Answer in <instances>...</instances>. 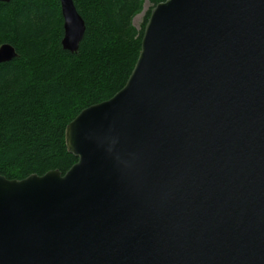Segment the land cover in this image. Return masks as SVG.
<instances>
[{"label":"water","instance_id":"water-1","mask_svg":"<svg viewBox=\"0 0 264 264\" xmlns=\"http://www.w3.org/2000/svg\"><path fill=\"white\" fill-rule=\"evenodd\" d=\"M61 5L77 52L86 21ZM66 144L65 174H0V264H264V0L157 4L126 85Z\"/></svg>","mask_w":264,"mask_h":264},{"label":"trees","instance_id":"trees-1","mask_svg":"<svg viewBox=\"0 0 264 264\" xmlns=\"http://www.w3.org/2000/svg\"><path fill=\"white\" fill-rule=\"evenodd\" d=\"M145 0H74L86 21L77 52L62 45L60 0L0 1V46L19 57L0 64V174L9 179L65 174L78 158L66 144L68 124L126 85L142 45L134 16Z\"/></svg>","mask_w":264,"mask_h":264},{"label":"rangeland","instance_id":"rangeland-1","mask_svg":"<svg viewBox=\"0 0 264 264\" xmlns=\"http://www.w3.org/2000/svg\"><path fill=\"white\" fill-rule=\"evenodd\" d=\"M151 7H152V3L149 0H145L142 10L134 16L132 21V24L136 29L138 30L143 29L144 23L147 19V15Z\"/></svg>","mask_w":264,"mask_h":264},{"label":"bare ground","instance_id":"bare-ground-1","mask_svg":"<svg viewBox=\"0 0 264 264\" xmlns=\"http://www.w3.org/2000/svg\"><path fill=\"white\" fill-rule=\"evenodd\" d=\"M61 1V0H60ZM61 8H62V5H61Z\"/></svg>","mask_w":264,"mask_h":264}]
</instances>
